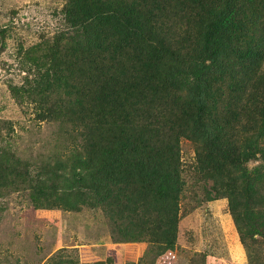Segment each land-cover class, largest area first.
<instances>
[{
    "label": "trees",
    "instance_id": "16d2710c",
    "mask_svg": "<svg viewBox=\"0 0 264 264\" xmlns=\"http://www.w3.org/2000/svg\"><path fill=\"white\" fill-rule=\"evenodd\" d=\"M60 16L11 88L69 145L28 160L0 120V208L17 193L38 210L98 208L114 243L159 257L178 247L195 180L197 207L227 201L247 264H264V0H66ZM185 253L176 264L209 259ZM59 254L49 262L66 264Z\"/></svg>",
    "mask_w": 264,
    "mask_h": 264
},
{
    "label": "rangeland",
    "instance_id": "374dc122",
    "mask_svg": "<svg viewBox=\"0 0 264 264\" xmlns=\"http://www.w3.org/2000/svg\"><path fill=\"white\" fill-rule=\"evenodd\" d=\"M65 1L0 0V120L12 126L13 149L37 163L45 156L66 152L69 141L62 136L58 139L56 126L35 121L31 107L24 104L23 108L15 101L11 86L24 82L28 73L26 53L31 55L30 60L35 56L39 59L46 42L63 27L60 10ZM182 149V162L188 168L195 151L187 141ZM256 164L250 163L251 167ZM201 188L192 180L190 192L182 201L178 247L159 257L149 249V242H142L146 250L136 247L117 253L111 226L98 208L87 207L80 212L38 210L26 203L17 205L21 194H13L9 207L0 208V264H52L49 259L55 253H60L66 264H142L147 252L143 264H175L176 258L184 257L187 251L209 256L206 264H244V247L227 201L203 202L197 207L204 198ZM195 261L202 264L200 258Z\"/></svg>",
    "mask_w": 264,
    "mask_h": 264
},
{
    "label": "crops",
    "instance_id": "0c3cea01",
    "mask_svg": "<svg viewBox=\"0 0 264 264\" xmlns=\"http://www.w3.org/2000/svg\"><path fill=\"white\" fill-rule=\"evenodd\" d=\"M114 249L116 250L117 253H120L121 250L128 252V248H136V247H140V249L146 250L147 246L145 244L142 243H134V244H114ZM177 262V258L175 261V264Z\"/></svg>",
    "mask_w": 264,
    "mask_h": 264
}]
</instances>
